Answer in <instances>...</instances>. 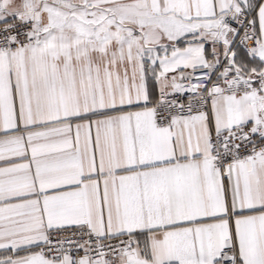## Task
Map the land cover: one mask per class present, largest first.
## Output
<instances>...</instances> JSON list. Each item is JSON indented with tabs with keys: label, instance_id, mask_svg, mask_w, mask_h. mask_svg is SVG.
Segmentation results:
<instances>
[{
	"label": "snow or ice",
	"instance_id": "1",
	"mask_svg": "<svg viewBox=\"0 0 264 264\" xmlns=\"http://www.w3.org/2000/svg\"><path fill=\"white\" fill-rule=\"evenodd\" d=\"M0 264H264V0H0Z\"/></svg>",
	"mask_w": 264,
	"mask_h": 264
}]
</instances>
